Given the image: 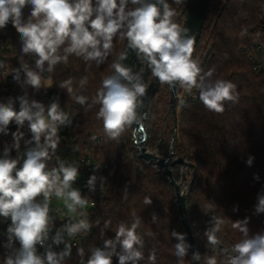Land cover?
<instances>
[{
	"label": "clouds",
	"instance_id": "1",
	"mask_svg": "<svg viewBox=\"0 0 264 264\" xmlns=\"http://www.w3.org/2000/svg\"><path fill=\"white\" fill-rule=\"evenodd\" d=\"M172 3L181 5L184 0H172ZM26 6L30 7L27 19L23 12ZM176 16L177 11L169 0H0V29L10 22L19 34L21 52L34 58V66L20 64L11 75L21 82L22 72V87H31L36 92L50 86L45 84L44 73L51 74L58 64L66 65L70 56L99 66L113 55L114 39L126 41V48L111 62V74L102 77L91 97L81 93L88 83L87 76L79 80L76 88L72 78L58 85L81 106L87 105L90 109L99 105L96 115L103 122L107 140H119L138 122L139 109L149 88L144 80L145 69H149L150 76L161 85L179 86L188 94L193 89L199 90V99L209 111L222 113L225 102H238L237 86L223 78L213 79V70L204 72L200 61L193 57L195 37L187 27L177 23ZM247 34L246 29L240 32L241 37ZM128 50L134 52L143 65L138 72L123 63L128 59ZM4 67L0 63V69ZM7 75L4 73V77ZM184 103L181 99V104ZM13 121L18 126L12 133V149L16 155L13 157L8 147L0 155V217L11 221L3 245L9 251L0 264H64L72 252L66 237L90 232L92 228L86 211L89 197L73 187L80 176V168L64 160L49 167L60 144L59 131L62 126H70L72 120L61 108L58 97L46 105L29 99L25 93L0 102V133L7 135L8 125ZM25 122L31 132L29 140H24L25 134L19 130ZM22 140L24 150H21ZM253 160L254 157L249 156L246 163L251 166ZM254 178L259 179L258 176ZM100 179L102 182L103 177ZM96 181L94 174L88 179L90 191H95ZM53 197L63 200L67 214L75 215L50 236L56 220L51 206ZM123 198L127 199V189ZM143 203L151 205V197L145 196ZM55 211L60 212L59 209ZM255 211L264 213V195H258ZM132 216L130 227L120 223L114 239H103V247L91 249L86 261L84 249L78 248L80 264H113V257L118 264L143 261L145 242L137 232L141 218L135 212ZM158 219L156 214L152 215V223ZM224 223L223 219L212 215L210 226L204 232L213 252L221 243L217 233ZM248 224V218L233 222L232 227L243 238L221 250L226 258L219 264H264V232L250 235ZM109 226L110 221H105L103 229ZM171 236L178 241L173 245L172 254L177 264H184L191 245L186 242L185 234L172 231ZM61 244L64 246L61 250H54V246ZM38 246L43 247V253ZM147 260L148 264H155V249ZM191 260L200 262L201 253L194 252ZM204 264H218L217 256H207Z\"/></svg>",
	"mask_w": 264,
	"mask_h": 264
},
{
	"label": "trees",
	"instance_id": "2",
	"mask_svg": "<svg viewBox=\"0 0 264 264\" xmlns=\"http://www.w3.org/2000/svg\"><path fill=\"white\" fill-rule=\"evenodd\" d=\"M169 3L177 11V23L183 25L187 0L181 6L172 3V0ZM263 10L264 0H212L193 57L199 60L205 49L210 47L209 56L201 68L204 72L213 70V79L223 78L233 82L237 86L239 100L236 103L225 102V110L216 113L207 110L198 98L195 104L186 103L178 114L174 155L196 166L187 204L202 264L210 255H216L219 264L226 258L221 250L230 248L243 238L232 227L233 222L248 218L250 235L264 232V213L257 214L255 211L258 195H264V74L254 72L249 63L256 45L264 43ZM244 29L248 34L241 37L240 32ZM12 34V47L2 53L0 63L7 65L12 72L15 58L21 64L34 66V58L25 56L20 50L21 41L17 31H12ZM113 43V55L102 65L97 66L95 62L86 64L82 59L70 56L66 65L58 64L51 74L44 73L45 81L50 86L39 92L31 87H22L24 78L17 82V96L27 93L29 99L46 105L49 104L46 102L47 93L58 97L61 108L77 117L74 136L67 138L66 143L77 147L80 154H90L107 164L106 171L96 175V185L104 197L97 200L95 207L87 209L92 223L91 231L64 264H80L78 248L84 249L86 261L91 249L103 247V239H114L120 223L131 226L133 212L141 218L137 232L145 242V259L139 264H148L147 257L153 249L156 251L155 264H177V258L172 253L173 245L178 241L171 236V232L184 234V231L174 189L162 170L138 159L131 127L120 137L125 138L126 143L119 147L120 139L107 140L104 137L103 122L96 115L99 105L90 109L87 105L81 106L65 89L58 87L61 81L72 78L76 88L79 80L87 76L88 83L81 93L89 97L94 95L102 77L111 74V62L121 51L124 41L117 38ZM6 89L7 85L0 78V102L5 101ZM15 108L19 110L18 101ZM12 123L13 127L7 131L16 132L18 126L14 121ZM19 130L25 134L24 140L31 139L27 122ZM3 135L0 133L1 141ZM93 136H96L95 140ZM168 147L169 142L161 149L166 151ZM249 156L254 157L251 166L246 163ZM57 165L58 162L54 160L49 162V167ZM255 176L259 179H255ZM125 189L127 199L123 198ZM87 196L89 201L96 199L93 191L89 190ZM145 196L151 197V205L143 203ZM234 208L238 210L234 211ZM153 214L159 218L156 223H152ZM212 215L225 221L217 233L221 243L215 252L204 236ZM55 217L53 228H62L61 217ZM105 221H110V226L103 229ZM191 258L188 251L184 264H193ZM113 264H118L116 257H113Z\"/></svg>",
	"mask_w": 264,
	"mask_h": 264
},
{
	"label": "built area",
	"instance_id": "3",
	"mask_svg": "<svg viewBox=\"0 0 264 264\" xmlns=\"http://www.w3.org/2000/svg\"><path fill=\"white\" fill-rule=\"evenodd\" d=\"M23 12H24V18L27 19L30 13V7L26 6ZM262 24L264 28V10L262 14ZM15 30L16 29L11 26L10 22L4 29H0V56L2 55L4 51L12 47V44L14 41V34H12V31H15ZM210 49H211L210 47L206 48L202 56L200 57L199 59L200 66H202L203 62L208 58ZM249 63L254 72L258 74H264V43H258L256 45L255 51L249 57ZM4 73H8V75L4 77ZM11 74H12V70L7 65H5L3 69H0V78L3 81V83L7 85L6 98L4 102H6L8 98L18 97L17 96L18 94L17 81L13 79V76ZM45 84L49 85V82L45 81ZM53 98L54 97L52 94L47 93L46 102L50 103ZM198 98H199V94H198L197 89H193L191 94L185 93L183 89H178L177 111L179 110L180 112V109L186 103L191 102L195 104ZM181 99H183V101L185 102L183 105L181 104ZM69 118L72 120V124L67 127H64V126L61 127L59 131L60 144L52 160L56 162L64 160L66 162L76 164L80 168V176L78 177L73 187L78 188L81 191L82 195L87 196V194L89 193V188L87 186L88 179L93 174L98 175V174L104 173L107 169V164L93 157L90 154L88 155L80 154L79 149L77 147L71 146L68 143H66L67 138L74 136L75 125L77 123V117L69 115ZM12 127H13V123L11 122L8 125V129H11ZM12 133L13 131L9 130L7 135L5 134L3 135L2 141L0 140V155L3 154L5 147L12 149V145H13ZM125 143H126L125 138H121L118 146L120 147ZM24 148H25L24 142H21V150H24ZM11 155L15 157L16 155L15 149H12ZM94 192H95L96 199L89 201V205L87 209L95 207L97 200L104 197V193L101 191L98 185H96V189ZM62 215L65 216L62 219V221L66 218L71 217L68 214H66V212H64L63 210H60L59 213L56 212L54 216L62 217ZM10 223H11L10 219L5 220L4 218L0 217V260L1 261L8 254V251H9L4 248L2 243L4 241H7L6 231ZM58 229L60 228H53L52 233H50V236L54 235L55 231ZM88 234L89 232H84L72 238L66 237L67 242L72 245V252L79 246L81 240H83L85 236H87ZM50 242L51 240H49V243ZM16 246L19 247L18 242L16 243ZM63 247H64L63 244H61L58 247L54 246V250L59 251ZM38 250L41 253H43L44 251L43 247L41 246H38Z\"/></svg>",
	"mask_w": 264,
	"mask_h": 264
},
{
	"label": "water",
	"instance_id": "4",
	"mask_svg": "<svg viewBox=\"0 0 264 264\" xmlns=\"http://www.w3.org/2000/svg\"><path fill=\"white\" fill-rule=\"evenodd\" d=\"M170 1V0H169ZM212 0H187L186 5V16L182 26L187 27L190 32L194 35V50L197 47L204 25L206 21V16L209 11V7ZM11 24V23H10ZM12 26V24H11ZM13 27V26H12ZM14 28V27H13ZM126 48V41H124L121 51ZM129 51L128 59L123 61L126 66L132 67L134 72H138L143 65L137 59L134 52ZM20 62L17 58H15V68L20 67ZM150 70L145 69L144 72V80L149 84V88L147 90V95L144 97L143 106L139 109V120L138 122L132 125L133 131V141L136 147L137 156L140 160L145 161L146 163L159 166L162 169L163 175L168 179L169 183L174 189L178 214L181 220L182 228L186 237V241L191 245L189 248L191 257L194 252L198 251L196 238L194 236L189 212H188V195L191 190V186L194 181V176H192L190 185L188 189H182L181 184L176 180L174 175V167L180 166L182 168L191 167L195 170V164L186 160L183 157L171 158V156L164 158L160 156L157 152H152L147 147V141L149 138L147 120L150 114L151 107L154 103V100L158 96V94L164 89L167 88L169 90V113L172 114L175 123V131L178 127V111H177V94L178 87H169L167 85H161L155 79L149 82ZM20 78H24V74L21 72ZM173 148V146H171ZM174 154L170 152V155ZM185 174L182 173V181L184 180ZM183 195V196H182ZM69 218H66L62 221L63 225L67 223ZM193 264H202V262L193 261Z\"/></svg>",
	"mask_w": 264,
	"mask_h": 264
},
{
	"label": "rangeland",
	"instance_id": "5",
	"mask_svg": "<svg viewBox=\"0 0 264 264\" xmlns=\"http://www.w3.org/2000/svg\"><path fill=\"white\" fill-rule=\"evenodd\" d=\"M181 6V5H180ZM169 90L164 88L154 100L151 107L150 114L147 120L148 134L149 138L147 141V147L152 152H157L160 156L167 158L178 157L177 155H170V152L174 153V139H175V123L174 118L171 113H169ZM159 109V111H158ZM179 114V110H178ZM132 128V126H131ZM151 135V136H150ZM132 138L133 131H132ZM169 142V147L166 151L162 150V146H166ZM173 146V148H171ZM160 168L159 166H156ZM161 169V168H160ZM162 170V169H161ZM193 169L191 167L182 168L180 166L174 167V175L176 180L181 184L182 189H188L192 175ZM182 173L185 174L184 180L182 181ZM52 208L54 209L53 215L56 214V209L63 210L67 214V209L64 207L63 200H57L55 197L52 199ZM69 216H74L75 214H68ZM65 216L62 215L61 219Z\"/></svg>",
	"mask_w": 264,
	"mask_h": 264
},
{
	"label": "flooded vegetation",
	"instance_id": "6",
	"mask_svg": "<svg viewBox=\"0 0 264 264\" xmlns=\"http://www.w3.org/2000/svg\"><path fill=\"white\" fill-rule=\"evenodd\" d=\"M148 78H149V82L154 80V78H152L151 76H149Z\"/></svg>",
	"mask_w": 264,
	"mask_h": 264
}]
</instances>
